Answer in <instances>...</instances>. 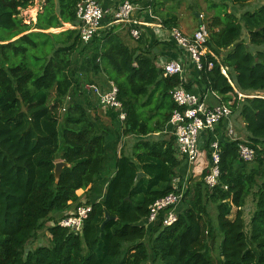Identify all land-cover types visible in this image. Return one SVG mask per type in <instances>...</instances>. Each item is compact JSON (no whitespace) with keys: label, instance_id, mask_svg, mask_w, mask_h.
<instances>
[{"label":"trees","instance_id":"obj_1","mask_svg":"<svg viewBox=\"0 0 264 264\" xmlns=\"http://www.w3.org/2000/svg\"><path fill=\"white\" fill-rule=\"evenodd\" d=\"M80 1L44 0L35 23L26 24L20 14L34 0H0V264H146L150 259L158 264H264V4L242 15L243 26L221 5L207 26L210 53L197 79L202 90L230 103L243 121L245 140H230L220 125L218 184L211 191L205 185L208 165L200 180L185 189L177 221L146 228L142 222L149 206L174 191L181 162L173 138L150 137L164 131L174 109L169 91L180 80L162 76L150 48H129L117 25L87 43L76 29L45 32L64 24L75 27ZM242 27L248 43L241 38ZM101 77L118 88L124 131L137 140L130 156L114 155L115 172L103 197L85 201L91 212L81 234L71 233L53 215L69 203L81 204L76 191L88 193L100 181L119 137L115 113H109L110 124L117 126L112 130L90 113L92 98L85 85ZM210 139L206 133L208 162ZM241 143L254 150L253 161L238 158ZM59 161L66 166L56 182ZM139 172L144 176L135 183ZM252 194L255 210L246 228L243 207ZM207 204L214 206V224ZM105 214L113 219L101 230ZM51 221L48 245L26 252L37 231ZM216 235L221 240L214 259L208 242Z\"/></svg>","mask_w":264,"mask_h":264},{"label":"built area","instance_id":"obj_2","mask_svg":"<svg viewBox=\"0 0 264 264\" xmlns=\"http://www.w3.org/2000/svg\"><path fill=\"white\" fill-rule=\"evenodd\" d=\"M151 1V0H148ZM138 5L134 0H121L119 5L111 10L110 20L105 22L109 11L104 9L100 0H81L76 5L77 25L72 27L79 32L80 40L83 43L89 42L100 31L108 29L116 24L129 25V35L134 40H139L143 29L150 24L140 18H135L134 13ZM139 11L141 10L138 9ZM147 16L156 17L147 8ZM162 28L161 26H159ZM173 43L181 51L185 52L189 61L199 71L202 68V61L210 53L206 43L209 39L208 27L201 23L191 36L182 34L178 29H170ZM212 63H207V68L211 69ZM159 69L163 77L177 76L180 80L178 86L169 91V96L174 104L166 128L174 139L173 150L180 160H184L188 165L193 164L198 155L204 150V136L209 133L210 159L209 169L204 178V183L208 190H212L219 180V149L217 131L220 125H224L225 134L230 140H236L230 118L233 114L230 103L225 104L221 96L213 91L210 95L215 99L214 104H210L205 96H201L185 89V70L181 61H168L162 64ZM225 75V71L222 70ZM85 89L92 92L98 99V105L102 110L112 111L116 114V121L121 126L126 121V113L122 103L118 100V88L109 81L104 87L86 85ZM207 91V90H206ZM236 92V91H235ZM239 98L243 97L238 94ZM255 157L252 148L244 144L238 145V158L243 162H251ZM186 180V179H185ZM175 178L172 182L173 192L155 200L148 208L147 222L151 225L161 224L162 227L173 225L178 219V212L182 203L186 181ZM91 212V206L81 202L69 214L58 220L57 224L67 229L71 233L81 234L84 221Z\"/></svg>","mask_w":264,"mask_h":264},{"label":"crops","instance_id":"obj_3","mask_svg":"<svg viewBox=\"0 0 264 264\" xmlns=\"http://www.w3.org/2000/svg\"><path fill=\"white\" fill-rule=\"evenodd\" d=\"M134 1L138 5V8L134 13V17L136 19L140 18V20H144L146 23H148L150 25L143 29L144 31H142L139 40H134L129 35V25H127V24H116L117 25L116 31L119 35L121 33L122 41L131 49H142L143 47L146 49L150 48L151 49L150 55L152 57H154V59H155L154 63L158 68L162 64H164L168 61H181L183 64L184 70H185V74H186L185 75L186 85L187 84L190 85V87H191L190 91L195 93V94L205 96L207 98V100H209L210 104H214L216 101L210 95V93H208L209 91L202 90L197 83V79H199V71L189 61L186 53L181 51L179 48H177L171 39L170 29H172V28L178 29L182 34H184L186 36H191L195 31L193 29L187 30V29H182L180 27L179 21H181V19L183 17L179 16V14H178L179 11L178 12L177 11H175V12L170 11L171 7L169 6V0H154V1L153 0H151V1L134 0ZM43 2H44V0H34V4L36 5V7H38L37 8L38 11L41 9ZM120 2H121V0H100L102 7L109 11V14L105 18V22H108L111 19L109 16L111 14V10L115 9L117 7V5H119ZM140 8H141V10L139 11L138 9H140ZM147 8H149L150 11L153 13V15L156 17L155 19H152V18L147 16V14H148ZM172 13H174V14H172ZM198 18H197L198 25H200L201 23H204L203 21L198 20ZM159 26H161L162 28H160ZM130 40L136 41L137 44H135V45L131 44ZM107 82H109V81L106 80L105 85L107 84ZM93 85H95L97 87H104V86H99L96 84H93ZM89 94L91 95V98H92L91 108L93 107V110L90 113L92 115L96 113V115H98V117L100 119H102V121H104L105 124L108 122V124H106L108 127L110 124V120H111L109 118V113H112V112L107 111V110H102L98 105L97 97L92 92H89ZM115 121H116V119H115ZM116 123H117V121H116ZM117 125H118V127H120V125L118 123H117ZM242 125H244V124L242 123ZM166 127L164 128V131H162V132L153 133V135L150 136L151 139L152 140L169 141L170 138H173L170 133L166 132L167 131ZM129 135L132 137V139H131L132 142L130 143L129 146L126 145V147L124 148L123 151H122V148L118 149L117 145L115 147L116 149L113 150L114 153L112 152V150L109 151V158H110L108 161L109 163H106L104 171L102 172L101 179L94 186V188L88 193H85L83 190H77L76 191V195L78 196L79 199H81L82 202H85L86 200H88L90 203H92V202H97V201L101 200V198L103 197L106 185H107L109 179L113 176V174L115 172V170L112 168L111 163H110V161H112L114 159L113 158V157H115L114 155H116L118 157L120 155V153H124L127 156H130L132 154V149H133V146H134L137 138L132 134H129ZM218 136H219V134H218ZM112 140H115V138ZM203 152H205V149L202 151V153ZM175 156H176V154H175ZM176 158L179 161H181L180 165L178 167L179 171H181L183 173V169H185V172H189V167L191 165H188L184 160H180L179 157H177V156H176ZM187 167H188V169H187ZM175 171L177 172V170H175ZM139 173H141L140 178L144 176L143 172H139ZM182 173L179 172V174H182ZM177 174H178V172H177ZM175 178L182 180V177H180V176H176ZM173 180H172V182H173ZM68 205H69L68 209L64 210L63 212L56 213L53 215L56 220H58L61 217L69 214L70 212H72L75 209V207L73 206L74 204L70 205V203H69ZM142 224L146 228L151 226V224L148 223L146 219L142 222ZM46 225H47V227L52 226L53 222L52 221L48 222V223H46Z\"/></svg>","mask_w":264,"mask_h":264},{"label":"rangeland","instance_id":"obj_4","mask_svg":"<svg viewBox=\"0 0 264 264\" xmlns=\"http://www.w3.org/2000/svg\"><path fill=\"white\" fill-rule=\"evenodd\" d=\"M223 4H225V7H226L225 10L228 13L233 14L243 26L242 15L246 12L255 11L260 5L264 4V0H244V2L240 4H234L231 0H169V6L171 7L170 11L171 12L179 11L178 13L179 16L183 17L181 21H179L180 27L182 29H187V30L193 29L194 31L197 29V26H198V22H197L198 17H199L198 20L203 21L205 25L208 26V23L210 22L212 17L218 13V10L220 11L223 10L221 6ZM37 8L38 7H36V5L34 4L33 7H30L27 10H24L21 12L20 16L24 20V23L26 24L30 22L35 23L36 14L38 12ZM70 28H72V26H70L69 24H64L62 28L49 29L45 32L46 33H58V32H61L63 30L70 29ZM120 37H122L121 33H120ZM241 38L243 39V41L248 43V33L244 27H242ZM130 43L133 45L137 44V42L134 40L133 41L130 40ZM102 78L103 77H101V80H99V78H92V80L96 85L105 86L106 81L103 80ZM51 96H52L51 98L53 99V96H54L53 93ZM61 107L62 106H60V108L57 110V115L60 121H62L63 114H64V112L61 111ZM242 123H243L242 119L237 115L236 112L232 114L230 118V125L235 134L234 137H236V139L245 140L247 134L245 132L244 125H242ZM106 124H108V122ZM115 126L113 124H109L108 128L109 130H112V129H115ZM118 132H119V137L117 139L118 140L117 146H118V149L122 148V151H123L126 145L129 146L130 143L132 142L131 140L132 137L129 135V133L128 134L125 133L123 125L119 127ZM208 163L209 162L207 158V150L205 149V152L199 154L197 159L193 162V164H191V166L189 167V172H185V169H183V173H182L181 171H179V168H178L176 169L178 174L175 171L177 174L176 176L182 177V180L186 179L185 186L187 188L189 184L191 183L193 184V182L200 180V177L203 171H205L209 165ZM179 172L182 174H179ZM254 210H255V198L253 197V194H252L249 197H247L245 201V205L243 207V217H244L246 228H248L249 226V221H250L251 215L254 212ZM215 215H216V212L214 210V206L211 204H207V217L209 221L212 220L213 224L215 223V220H214ZM49 239H50V235L47 230V225H44L40 230L37 231L35 237L30 240V242L27 245V249L35 248L36 245L38 244L48 245ZM220 240L221 238L218 235H216L213 242L212 241L208 242L209 254L214 259H216L218 255V245H219ZM146 264H158V262L150 259Z\"/></svg>","mask_w":264,"mask_h":264},{"label":"water","instance_id":"obj_5","mask_svg":"<svg viewBox=\"0 0 264 264\" xmlns=\"http://www.w3.org/2000/svg\"><path fill=\"white\" fill-rule=\"evenodd\" d=\"M66 166V163L62 162V161H59V162H56L55 163V166H54V178L56 180V182H58L59 180V177H60V174H61V171H62V168ZM140 175L141 173H138L137 176H136V180H135V183L136 181L140 178ZM113 218H111L108 214H105V220L103 221V223L101 224L100 228L101 230L103 229V226L110 220H112ZM26 252H28V249H26Z\"/></svg>","mask_w":264,"mask_h":264}]
</instances>
